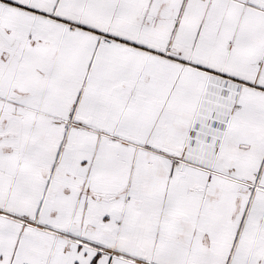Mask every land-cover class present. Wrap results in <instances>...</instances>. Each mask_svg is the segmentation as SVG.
I'll list each match as a JSON object with an SVG mask.
<instances>
[{"label":"snow or ice","instance_id":"6c2138e0","mask_svg":"<svg viewBox=\"0 0 264 264\" xmlns=\"http://www.w3.org/2000/svg\"><path fill=\"white\" fill-rule=\"evenodd\" d=\"M0 264H264V0H0Z\"/></svg>","mask_w":264,"mask_h":264}]
</instances>
